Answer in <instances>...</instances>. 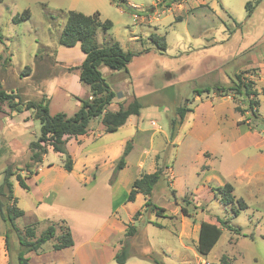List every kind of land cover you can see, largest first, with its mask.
<instances>
[{
    "label": "rangeland",
    "instance_id": "374dc122",
    "mask_svg": "<svg viewBox=\"0 0 264 264\" xmlns=\"http://www.w3.org/2000/svg\"><path fill=\"white\" fill-rule=\"evenodd\" d=\"M127 1L0 0V89L13 91L24 102L47 105L52 115L73 116L80 109L76 97L84 99L91 92L80 81L78 68L86 54L80 44L67 47L59 39L68 11H99L113 27L108 33L98 30V44L106 46L113 38L133 53L128 70L100 66L117 98L108 108L117 110L135 96L142 104L139 115L112 133L102 131L99 118L91 119L90 130L105 137L85 150L69 141L68 151L77 158L73 156L77 165L71 172L64 168L65 155L51 148L42 163L27 170L41 120L33 108L10 115L4 106L0 187L11 169L17 205L26 211L16 219L17 226L24 233L33 224L37 236L51 224L57 235L68 226L75 240L66 248L69 252L54 249L56 236L25 256L31 264H63L84 246L77 264H121L110 254L125 242L131 256L122 264H264V0ZM26 10L30 17L15 22ZM153 37L165 38L166 49H159ZM239 74L258 92L252 96L259 100L256 116L244 87L241 92L231 89ZM181 106L190 110L173 132L172 120ZM116 136H129L132 143L123 169L116 171L122 154L112 167L104 159L85 156L86 150ZM157 169L163 173L151 196L139 194L128 202L133 182ZM18 175L29 189L20 185ZM226 183L234 186L231 203L217 189ZM149 197L166 209V216L145 206ZM239 199L248 206L240 208ZM221 219L232 229L222 226L217 244L201 255V222L221 225ZM6 223L0 216V263L7 249L10 264H20L17 234L10 232L8 249ZM129 224L138 228L133 236L126 234Z\"/></svg>",
    "mask_w": 264,
    "mask_h": 264
},
{
    "label": "trees",
    "instance_id": "16d2710c",
    "mask_svg": "<svg viewBox=\"0 0 264 264\" xmlns=\"http://www.w3.org/2000/svg\"><path fill=\"white\" fill-rule=\"evenodd\" d=\"M112 2H121L123 5H127V0H111ZM246 7L249 12L253 10L252 1H248ZM31 15L29 10L24 11L21 15H16L13 19L15 22L29 18ZM113 27V22L109 19L103 20L99 11L93 14H85L77 10H70L67 13V21L64 29L60 35V43L72 47L76 44H80L82 50L86 54L84 62L78 67L80 70V81L90 86V95L87 98L81 99L76 97L80 102V109L71 117H68L65 113L50 114L48 106L36 103L33 101L24 102L16 93L8 92L4 89H0V114L4 112V106L6 105L10 110V115L14 111L21 112L24 109L33 108L36 110V117L41 120V136L39 139L31 144V157L30 162L26 165L27 170H30L32 166L42 163L44 156L49 152L50 148L60 154L65 155L64 168L68 172H71L74 168V159L67 148L68 138L71 136H79L86 134L89 131V124L91 119L99 118L105 127L106 132H114L121 126L125 125L128 119L133 115H139L142 104L140 100L135 96L129 103H121L117 110H111L108 106L115 98V92L105 80L100 66L102 64L108 66L112 70H128V64L132 60L133 53L123 49L119 41L111 38L106 46H100L97 42V32L102 29L104 33ZM153 40L157 43V46L161 50H165L167 43L165 38L159 41L153 37ZM238 77V83L235 87H231L233 90L241 92V87H244L245 96L250 99V109L254 115H258L256 105L259 104L258 99H254L252 96L257 95L258 92L253 89V82H246L245 78L240 74ZM209 91V89H203L196 91L197 95H201L203 92ZM189 107L181 106L178 108V117L172 120V130L175 132L179 123L185 117ZM132 143L128 141L121 157L119 158L116 171L123 169L126 165V158L131 151ZM161 169H157L152 173L142 174L137 178L132 185V189L127 195L126 200L128 202L135 201L139 193L145 196H151L154 186L160 180ZM14 173L11 169L5 177L4 183L0 187V216L6 223V227L9 230L5 233V241L8 249L11 244L10 232L15 231L18 238V245L20 250L18 251V261L20 264H31L29 258L25 256L27 252L39 251L44 243L57 236V242L54 244V249L60 250L74 245V238L71 229L67 226L61 234L57 235V226L55 224L49 225L46 230L37 236L36 229L33 224H29L25 227V232L22 233L17 226L16 219L25 215L26 211L20 208L18 198L14 195L13 183L10 180V176ZM19 183L25 189H29V184L25 179L18 175ZM223 195V200L227 203L235 201V195L233 194L234 186L231 183H226L217 188ZM2 196H6L8 203H5ZM240 208H245L248 205L243 199L237 200ZM146 207H150L151 210L156 211L159 216H166V209L153 203L151 198H147L145 202ZM186 214L187 210L184 209ZM237 211L236 213H238ZM138 214L141 211L137 212ZM221 225L209 221H202L199 229V237L197 250L198 252L206 256L208 255L214 246L217 244L223 233V227L232 229V226L224 220H220ZM138 228L135 224H129L127 229V236H133L137 233ZM131 256L128 246L125 242L122 243L120 251L114 255V259L118 263H125ZM154 261L158 262L156 258L150 257ZM10 264V263H8Z\"/></svg>",
    "mask_w": 264,
    "mask_h": 264
},
{
    "label": "crops",
    "instance_id": "0c3cea01",
    "mask_svg": "<svg viewBox=\"0 0 264 264\" xmlns=\"http://www.w3.org/2000/svg\"><path fill=\"white\" fill-rule=\"evenodd\" d=\"M128 2V1H127ZM128 4H130V2H128ZM108 71V68L106 67V66H103V70L102 71ZM111 70V69H110ZM110 72V71H109ZM90 95V93L88 94V96ZM117 100V98L115 97L114 99H113V101H116ZM112 101V102H113ZM80 103V102H79ZM131 119V117L129 118V120ZM119 130V129H118ZM102 131L103 132H106L105 131V127H104V125H103V127H102ZM117 131V130H116ZM115 132V131H114ZM107 133V132H106ZM110 133H112V132H110ZM105 136L102 134V133H98V134H96L95 133V131L94 130H90L89 129V131L86 133V134H83V135H79V136H71V137H69L68 138V143H69V141L71 140V139H73L74 140V142L75 143H77L76 144V146H78V147H76V148H78L79 149V147H81L82 146V149L83 150H85V148H86V145H88V144H93L94 143V141L95 140H102L103 138H104ZM128 141H129V136H126V137H121V138H119L118 136H116V137H113V138H111L110 139V141H108V142H106V141H104L103 143H101V144H99L97 147H95V148H90L89 150H86L85 152H84V154H85V156L86 157H88V156H90L93 160H95V161H99V160H103L104 159V162H105V164L106 165H111V167H112V164L115 162V161H117L118 160V158H119V155L120 154H122L123 153V151H124V149H125V147H126V145H127V143H128ZM67 143V144H68ZM73 156H74V158L77 160V158H76V156L73 154ZM76 165L77 164H74V168L76 167ZM98 166H100V165H98ZM98 166H96V168L98 167ZM85 168H83V171H82V177L84 176V174H86L85 173V171L87 170V166L85 165L84 166ZM74 168H73V170H74ZM72 170V171H73ZM87 174L89 175L90 174V172H87ZM94 174V173H93ZM95 178H96V175L95 176H93V180L95 181ZM84 179H87V181H90V182H93L92 181V179H91V177H89V178H86V177H84ZM139 194H141V193H139ZM138 194V195H139ZM137 195V196H138ZM137 198V197H136ZM109 230V235H108V233L106 234V236L108 235V236H110L111 234L113 235V228H109L108 229ZM107 232V231H106ZM111 235V236H112ZM107 236V239H109L110 237H108ZM74 242H75V240H74ZM18 243H15V245H17ZM119 244H120V246L122 247V244H121V242H119ZM74 245H75V243H74ZM73 245V246H74ZM119 246V247H120ZM18 247H19V245H18ZM18 247H16V248H18ZM70 247H72V246H70ZM67 248H69V247H67ZM81 248H84V246L82 247H79L78 249H77V252H76V256H72V257H70V258H68L63 264H77L76 262H77V259H76V257H78V255H80V252H81ZM116 249V248H115ZM114 249V250H115ZM65 251V252H69L66 248H63V249H60L59 251ZM113 253V251L111 252V254H110V258H114V255L115 254H112ZM72 255H74V253L72 254ZM27 257V256H26ZM10 253H9V251H7V249H6V254H5V262L4 263H0V264H8V263H10Z\"/></svg>",
    "mask_w": 264,
    "mask_h": 264
},
{
    "label": "built area",
    "instance_id": "2783aa9c",
    "mask_svg": "<svg viewBox=\"0 0 264 264\" xmlns=\"http://www.w3.org/2000/svg\"><path fill=\"white\" fill-rule=\"evenodd\" d=\"M137 16V15H136Z\"/></svg>",
    "mask_w": 264,
    "mask_h": 264
}]
</instances>
